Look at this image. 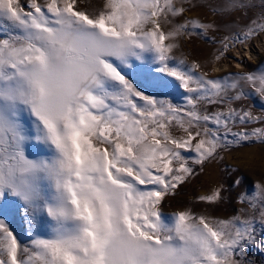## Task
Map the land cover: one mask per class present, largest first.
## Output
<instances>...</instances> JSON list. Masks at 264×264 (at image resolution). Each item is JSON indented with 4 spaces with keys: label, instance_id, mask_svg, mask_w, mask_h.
<instances>
[{
    "label": "snow or ice",
    "instance_id": "6c2138e0",
    "mask_svg": "<svg viewBox=\"0 0 264 264\" xmlns=\"http://www.w3.org/2000/svg\"><path fill=\"white\" fill-rule=\"evenodd\" d=\"M188 2L0 0V264H243L246 247L264 248L254 217L163 211L197 174L191 164L235 143L229 134L264 143V128L230 127L261 123L231 105L247 98L244 83L264 98V72L212 79L197 75L199 64L172 63L181 37L214 27L178 23ZM253 7L219 0L213 11ZM253 24L241 42L264 32ZM177 87L184 106L166 98ZM225 102L227 112L204 107ZM257 188L253 208L264 202ZM200 200L216 204L222 193ZM16 216L28 243L10 226Z\"/></svg>",
    "mask_w": 264,
    "mask_h": 264
},
{
    "label": "rangeland",
    "instance_id": "374dc122",
    "mask_svg": "<svg viewBox=\"0 0 264 264\" xmlns=\"http://www.w3.org/2000/svg\"><path fill=\"white\" fill-rule=\"evenodd\" d=\"M21 2L27 4L29 0H21ZM85 2L86 0H82V6ZM87 2L94 3V0H87ZM254 2L256 7L253 8L218 13L213 11V6H219V0H212L211 4L209 0H189L185 4L188 10L177 22L198 20L201 23L213 24L214 27L208 30L206 37L202 35L181 37L178 41L180 47L173 53L176 60L172 63L175 64L183 59L188 65L199 64L201 67L197 75L203 73L212 79L264 72V32L241 42L247 29L254 26V21L256 24L264 23V8L260 6V0H254ZM177 3L179 6V0ZM171 27V25H166L165 31ZM237 37L241 39L238 40ZM225 44L228 45V50L224 52L220 60H217ZM249 47L253 49L251 52ZM237 57L240 59H236ZM226 63L227 66L223 67ZM243 90L247 98L234 102L231 107L251 111L253 115L261 117V123L241 124L237 121L230 127L232 132L250 134L256 128H264V98H261L246 83L243 84ZM187 95L188 93L182 88L177 87L174 93L166 98L178 106H184ZM204 107L211 112H227L229 105L225 102L223 105ZM208 126L215 127L214 125ZM173 132L176 135L182 134L177 129H173ZM221 135L223 138V130H221ZM227 141H235V143L219 149L216 157L205 162L203 166L191 164L196 158L194 152L184 153L197 174L181 186L177 196L166 200L163 211L165 215L170 216L173 212L191 210L197 215H204L213 220H230L236 216L241 219L254 217L257 221L256 236L259 242L264 240V229L258 222L259 213L264 210V202L253 201L256 203V207L253 208L248 198L253 197L259 191L257 185L264 187V143L255 137L240 141L238 137L231 134L228 135ZM237 180L240 181L239 184L236 183ZM217 190L221 191L222 200L216 204L209 205L200 200V197L212 195ZM242 197L246 198L243 203H241ZM10 226L20 236L22 242H29L27 225L22 221V216L13 218ZM236 258L240 259V257ZM242 259L243 264H264V248L259 247L258 244L249 245L245 248V255Z\"/></svg>",
    "mask_w": 264,
    "mask_h": 264
},
{
    "label": "bare ground",
    "instance_id": "6f19581e",
    "mask_svg": "<svg viewBox=\"0 0 264 264\" xmlns=\"http://www.w3.org/2000/svg\"><path fill=\"white\" fill-rule=\"evenodd\" d=\"M249 50H250V52L253 50L252 48H250L249 47ZM239 53L241 54V51H239ZM253 53V52H252ZM242 56V55H241ZM236 59H240V57H237ZM223 62H224V60H223ZM236 63L238 62V61H235ZM227 66V63L225 64V66H223V67H226ZM222 67V66H221ZM220 67V68H221ZM223 67H222V69H223Z\"/></svg>",
    "mask_w": 264,
    "mask_h": 264
}]
</instances>
